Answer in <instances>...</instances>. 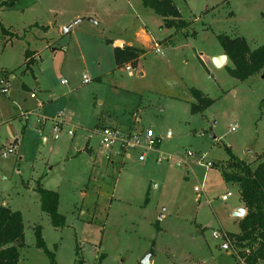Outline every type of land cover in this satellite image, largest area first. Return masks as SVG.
I'll return each mask as SVG.
<instances>
[{"label": "rangeland", "instance_id": "rangeland-1", "mask_svg": "<svg viewBox=\"0 0 264 264\" xmlns=\"http://www.w3.org/2000/svg\"><path fill=\"white\" fill-rule=\"evenodd\" d=\"M172 1L184 30L165 28L141 0H18L0 10L8 31L0 32V78L9 83L0 111L13 110L10 97L18 99L25 85L54 114L43 128L35 122L44 118L40 111L21 120L23 134L14 121L19 145L0 156V206L22 216L18 264H50L35 247L37 227L55 264H141L150 252L148 264L236 263L229 240L212 235L239 231L240 217L231 213L238 186L223 180L221 166L225 147L253 168L264 164V70L238 81L227 72L229 61L215 68L210 58L222 52L219 35L242 37L250 50L264 44V0ZM115 38L144 50L131 73L115 68L107 43ZM26 50L36 53L29 69ZM191 89L212 105L191 114ZM104 114L136 131L150 129L158 149L143 162L138 149L125 158L106 150L95 128ZM58 116L67 126L54 140ZM8 132L6 122L0 125V153ZM37 181L58 193L63 228L41 211Z\"/></svg>", "mask_w": 264, "mask_h": 264}, {"label": "trees", "instance_id": "trees-1", "mask_svg": "<svg viewBox=\"0 0 264 264\" xmlns=\"http://www.w3.org/2000/svg\"><path fill=\"white\" fill-rule=\"evenodd\" d=\"M18 0H4L0 3V10L12 8ZM143 7L153 11L163 19V26L171 29L184 30L188 24L181 19L180 13L172 0H141ZM0 32L7 34L0 26ZM218 41L222 52L232 64L227 68L228 74L238 80L245 81L253 75L264 70V44L250 50L246 40L242 37L230 38L219 35ZM108 44H112L108 42ZM143 49L135 46L113 47L112 54L116 69L129 66L137 67ZM29 50L24 52V66L29 69L34 63ZM194 102L190 104V113L203 112L213 101L200 91L191 89ZM264 107V99L260 102V109ZM158 144L160 140H158ZM157 144V146H158ZM228 160L221 166V176L226 183L238 186L240 201L246 213L239 223L237 234L226 233L231 244L239 251L240 257L246 264H264V164L259 163L254 168L248 163L236 158L229 148L225 147ZM35 192L39 195L40 209L45 213L55 229L65 226V217L58 212V193L44 189L37 181ZM156 229H158V226ZM35 247L42 250L48 257L50 264H55L54 255L45 246L42 240L40 227L34 232ZM23 239L22 216L19 211H13L6 206H0V264H18V248ZM248 250V253L240 250ZM77 255V253H76ZM103 258V255L100 256ZM74 264H83L81 260Z\"/></svg>", "mask_w": 264, "mask_h": 264}, {"label": "built area", "instance_id": "built-area-1", "mask_svg": "<svg viewBox=\"0 0 264 264\" xmlns=\"http://www.w3.org/2000/svg\"><path fill=\"white\" fill-rule=\"evenodd\" d=\"M155 51L159 52L158 46L154 45ZM124 70L126 72L131 73V68L129 66L125 67ZM8 78L2 77L0 78V92L1 94L8 93V86L7 84ZM82 84L86 85L90 82L89 77L86 75H82ZM66 81H60V84H65ZM30 99H36L35 93H31L29 95ZM38 112L37 110H30L20 113V117L22 121L28 120V117L32 115L33 113ZM38 117V116H37ZM36 125L39 128H43L45 124L44 118H36L35 120ZM64 124L62 117H56L53 119V139L56 140L59 137V134L62 132V125ZM26 127V126H25ZM231 130H234V127L231 128ZM67 135L72 136L73 133L71 130L66 131ZM97 134L100 137V145L104 147L108 151H112L115 149L116 152L120 154H124L125 157H129V154L127 153L129 150L138 149L139 155H138V161L143 162L146 159V156L148 152L154 150L157 147L158 141L157 138L154 136L153 131L150 129L142 130V131H136L132 130L130 128H120L116 126H105L99 129ZM15 151L14 146H8L6 149H4L1 153V157H7L9 153H13ZM188 155H191V153H187ZM206 167H212V163H206ZM231 196V193L228 192L225 196L222 197V201H226ZM214 238H217L220 236V238H224V240L228 241L229 239L225 234L220 235L217 232L212 233ZM230 242V241H228ZM232 256L235 258L236 263L235 264H246L245 259L243 257H240L238 254V250L231 244ZM240 252L248 253V250H240Z\"/></svg>", "mask_w": 264, "mask_h": 264}, {"label": "crops", "instance_id": "crops-1", "mask_svg": "<svg viewBox=\"0 0 264 264\" xmlns=\"http://www.w3.org/2000/svg\"><path fill=\"white\" fill-rule=\"evenodd\" d=\"M143 26L146 27V25H144V24H143ZM43 28H47L46 32L47 33L49 32V27L43 26ZM139 32H140V34H142V36L144 38L149 40V37L147 35V30H143V29L139 28ZM108 42L112 43V44H109V45H111L112 48L115 47V45L117 43H120V47H122V46H132V44H129L130 42H124L122 40V38L107 39V43ZM29 52L32 53V57L31 58L35 61V57L34 56L36 55V53L34 51H30V50H29ZM221 54H223V53L221 52L220 54H216V55H221ZM216 55H214V56H216ZM24 62L25 61L23 59V65H24ZM227 62H228V60H226L225 64ZM6 71H8V70H6ZM139 75L141 76L142 72H140ZM37 87H38V85H36V89L40 92L39 87L38 88ZM21 90L22 91H20L18 99H14L12 96L10 97V101H11V105L13 107V110H11V111H0V125H3V123H5V122L9 125V132H8L9 136L7 135V137H6V140L8 139L7 144L8 145L13 144L15 151L17 149V145H19V143H18V135L20 133V128L21 127H19V125H16V123L14 121H17V122H19L21 124V126H22L21 134H23L25 127L21 123L20 113L22 111H30V110H37L38 112L40 111V115H42L44 117V119H47L48 117H53L54 116V114H50V112H49L48 108H49L50 105H46L47 104L46 103L47 100L45 101V100H43V99H41L39 97L40 93L38 94V92L32 91L31 89L27 88L25 85H22ZM31 93H35L36 99L28 98L29 97L28 95H30ZM36 100H38V101H36ZM39 104L41 105L40 107H39ZM18 108H21L22 110L21 109L19 110ZM10 119H12V121ZM63 121H64V124L62 125V128L67 126V122H66V120L64 118H63ZM13 123H14V126H13ZM118 125L119 126H126V124L122 125L119 121L116 122L115 118L112 117L111 114H104V117L100 116L99 118H97V123L95 124V128H96V130L98 132L99 129L102 128V127H105V126H118ZM126 127L130 128L132 130H136L135 126H126ZM65 130H67V129H65ZM68 130H70V129H68ZM137 131H142V130H137ZM2 146H5V145L2 144ZM85 151L90 152V150H88V146L85 148ZM239 209H243L244 210V215H245L246 210H245L243 204L240 201V197H239V205L238 206L237 205L233 206L231 208V213H234V211H238ZM242 218H240L239 221ZM238 232H228V233L237 234ZM225 233H227V231L223 232L222 234H225ZM223 248H225V246H223ZM226 254L230 255L229 252L228 253L226 252Z\"/></svg>", "mask_w": 264, "mask_h": 264}, {"label": "water", "instance_id": "water-1", "mask_svg": "<svg viewBox=\"0 0 264 264\" xmlns=\"http://www.w3.org/2000/svg\"><path fill=\"white\" fill-rule=\"evenodd\" d=\"M66 30L67 29H65L64 32ZM115 47H120V43H117L115 45ZM210 60H211L212 65L215 68H221V67H223L225 65L227 57H226V55L221 54V55L212 56L210 58ZM233 216L242 218L244 216V210L243 209H239L236 213L233 214ZM151 253L152 252H150L149 254L145 255V257L143 258L141 264H148V259H149L150 255H151Z\"/></svg>", "mask_w": 264, "mask_h": 264}]
</instances>
